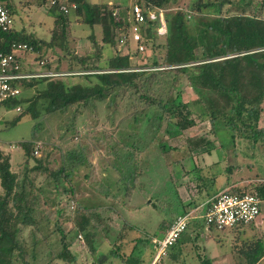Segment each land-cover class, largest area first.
<instances>
[{"label":"trees","instance_id":"obj_1","mask_svg":"<svg viewBox=\"0 0 264 264\" xmlns=\"http://www.w3.org/2000/svg\"><path fill=\"white\" fill-rule=\"evenodd\" d=\"M51 1H33L36 8L46 7L47 15L53 20L47 39H37L33 34L12 29H0V53L11 54L14 52L13 45H26L30 50L23 53L20 71L47 75L20 82L27 90L35 89L34 95L23 96L18 93L0 102V109L23 108L21 116H28L35 122L30 138L18 144L26 158L20 173L12 171L8 153L0 151V264H52L55 261L73 264L77 259L76 253L70 250L73 240L81 234L87 239V222H83V215L79 214L83 211L88 215L92 210L81 207L79 210L74 204L70 210L71 216L76 214L79 217L69 233L63 232L56 220L54 229H50L52 218L42 211L41 200H46L49 207L55 208L54 214L60 216L64 212L58 198L67 197L73 201L75 191L71 181L75 169H79L85 161L81 153L70 152L56 170L48 172L43 164L48 163L49 155L42 152L39 159L35 157L33 142L39 132L37 121L52 113H63L73 106L82 108L104 101H108L110 116L115 115L118 107L131 112L125 118L132 120L137 134L132 139L129 137L121 150L116 152L118 155L120 152L123 164L112 166L121 177L124 176L119 183L125 184H133L140 151L155 145L162 154L175 150L167 148L166 143L157 138L159 132L176 138L196 125L189 103L183 101L182 90L185 85L198 95L209 98L206 115L212 129L216 128V123H224L229 130L231 143L234 144L237 136L264 147L263 16L257 15L255 11L253 15L243 12L224 16L225 0H189L185 11L179 9V0H136L132 6L138 5L143 9L145 17L138 29V44L144 46L145 50L147 46L151 48V63L143 66L136 63L144 57L137 45L131 42L132 6L91 3L88 0ZM0 3L12 16V6L4 4L2 0ZM71 5H75V9H71ZM159 10L163 11L166 33L164 45L157 47L155 39L160 26L157 18ZM150 14L155 18L152 19ZM74 24L86 26L90 30L88 40L94 47L92 53L78 55L70 50L69 32ZM97 27L101 30L100 40L95 34ZM106 47L112 48L114 55L103 59ZM56 49L70 61L66 72H61L59 68L60 59L56 63L46 62L45 53ZM119 49L126 52L122 54ZM160 50L164 51L161 60L157 57ZM28 54H35L36 64L43 69L34 70L31 66L28 67L30 70L26 69L25 55ZM103 60L105 64L102 66ZM70 77H78L81 82L71 83L68 81ZM21 116L16 119V123ZM214 135L217 137L216 133ZM211 144L204 137L186 140L190 154ZM223 144L219 141L220 149ZM124 148L125 151L121 153ZM205 152L210 154V151ZM29 161L36 165L29 168ZM154 161L157 163L156 157ZM147 165L145 172H153V167L149 163ZM195 171L199 174L201 170L195 168ZM31 172L47 173L41 186L36 187L29 178ZM225 172L231 176L233 169L228 167ZM197 174L194 180L205 182ZM214 181L213 177L211 183L214 184ZM211 185L210 190L213 189ZM48 187L55 193L52 197L50 192L45 193ZM222 192L239 196L251 194L258 197L261 204L264 202V182L251 191L246 187L228 185L214 195L206 192L200 200L192 197L188 202H181L176 191L167 189L168 196L171 193L172 197L167 208L162 211L169 218L163 224L165 234L177 217L191 213L196 208L199 211L194 213L195 218L191 219L186 231L190 225L201 231L207 225L200 218V213L203 214ZM103 194L107 197L109 191L104 190ZM237 226L244 225L232 228ZM26 230L31 232L28 242L21 237ZM55 234L59 235L61 245L57 253L52 251L50 243ZM181 236L167 254L175 248ZM239 246L246 264H256L263 254V245L259 240ZM42 247L43 255L39 252ZM200 263L211 264L206 258H201Z\"/></svg>","mask_w":264,"mask_h":264},{"label":"rangeland","instance_id":"obj_2","mask_svg":"<svg viewBox=\"0 0 264 264\" xmlns=\"http://www.w3.org/2000/svg\"><path fill=\"white\" fill-rule=\"evenodd\" d=\"M33 1L2 0L4 4L12 6L15 29L21 23H25L27 15L31 22L36 24L37 36L47 39L46 35L53 27V20L47 15L46 7H44L45 9L37 8V10ZM88 1L91 3H116L123 6H132L136 2V0ZM25 2L27 5L29 3L30 8L24 5ZM225 2L224 16L243 12L253 15V11H255L257 15L260 14L264 17V0H225ZM188 3L189 0H179L177 5L179 9L185 11L188 9ZM22 7H26L24 12ZM89 34L90 30L86 26L74 24L69 32L70 50L78 55H83L86 52L92 53L94 47L88 40ZM95 34L100 40L102 37L100 28H96ZM164 43V35L157 33L156 46H163ZM119 50L122 54L126 52L123 49ZM150 52L151 48L147 46L145 50L143 46L141 55L144 58L136 63L143 66L150 64ZM45 54L46 62L56 63L57 59H60L61 72L68 71L70 61L64 57L63 52L56 49ZM163 54V50L157 52L159 60L162 59ZM112 55H114V50L106 47L102 58L107 59ZM35 57V54L25 55L26 69L30 70L28 68L30 66L34 70L41 68L36 64ZM76 63L73 65L75 66ZM104 64L103 60L102 66ZM75 69H78L77 66ZM68 81L78 83L81 82V79L70 77ZM20 93L23 96L34 95L35 89L27 90L21 85ZM182 97L185 103H189L196 125L185 131L181 137L176 138L159 132L157 138L165 142L167 148L175 150L162 154L160 148L155 145L150 149L145 148L146 150L140 151L137 156L139 157L138 169L133 178V184L119 183L124 176L121 177L119 172L112 168L113 165L119 167L123 164L119 156L120 152H118L119 155L116 152L121 150L122 145L126 140H129V137L132 139L134 134H137L132 120L125 118L131 112H125L123 107H118L115 115L110 116L111 109L108 106V101H104L103 103L95 102L82 108L73 106L63 113L55 112L37 121L39 132L33 142L36 149L34 155L38 159L42 152L49 155L48 163L43 164V167H47L48 172L56 170L70 152L81 153L85 160L79 169H75V176L73 175L71 181L75 191L73 201L68 200L67 197L58 198L61 203L60 207L64 208V212L60 216L54 214L55 208L49 207L46 200H41L43 213L51 217L53 221L50 229H54V220H56L57 225L65 233H69L73 229L74 223L79 217L76 214L71 216L70 210L74 204L79 207V210L81 208L92 210L88 215H85L83 211L79 212L80 216L83 215V222H87L85 230L87 239L81 234L73 240L70 250L77 256L76 262L73 264L105 263V261L97 263L98 259H105V264H151L157 253L155 241L164 237L163 224L169 220L166 216L167 213L162 212L167 208L172 197L171 193V197L168 196L167 189L176 191L181 202H188L192 197L200 200L206 192H209V195H214L228 185L246 187L251 191L264 182V147L259 143L252 144L248 140L237 138V136H235L234 144L231 143L229 130L224 123H216V128L212 129L206 115L209 99L207 96L198 95L185 85ZM14 109L12 107L0 109V151L8 153L10 156L12 171L20 173L26 163V158L18 144L30 138L35 122L28 116H21L23 108L20 111ZM20 116V120L16 123V119ZM198 137H204L212 144L190 154L186 140ZM219 141L224 143L221 149ZM124 151L125 148L121 153ZM205 151H210V154H204ZM155 157L157 163L154 161ZM147 163L153 167V172H145L148 167ZM35 165L33 161H29V168H33ZM228 167L233 169L231 176L225 172ZM195 168L201 170L198 172L199 174L196 173ZM196 174L201 179H205V182L194 180ZM46 175L47 173L31 172L29 178L36 187H39L43 184L42 181ZM213 177L215 178L214 184L211 183ZM210 185L213 187L212 190L209 189ZM104 190L109 191L107 197L103 194ZM49 192L51 197L55 195L51 187L45 191V193ZM42 203L44 204L42 205ZM151 203H154V206H151ZM261 209L264 210V203H262ZM239 227L242 226L232 229L235 230ZM204 229L196 230L190 225L189 229L182 234L175 248L157 264H201V258L218 257L219 254H227L229 258L232 254L231 241L227 237H231L229 233L231 228H226L224 233L216 228L207 227L206 229L210 233L205 232ZM30 233L26 230L21 237L28 242ZM249 238L252 239V242L261 239L260 234H254ZM51 239L52 251L59 252L61 249L59 235L55 234ZM232 243L234 248H240L241 244H237V241ZM43 251L42 247L39 252L43 255ZM45 263L39 262V264ZM52 264L66 263L55 261Z\"/></svg>","mask_w":264,"mask_h":264},{"label":"built area","instance_id":"obj_3","mask_svg":"<svg viewBox=\"0 0 264 264\" xmlns=\"http://www.w3.org/2000/svg\"><path fill=\"white\" fill-rule=\"evenodd\" d=\"M51 1V0H49ZM52 3V1H51ZM71 9H75V5H71ZM66 12V11H65ZM153 19L155 16L150 14ZM157 18L159 20L158 34L165 35L166 27L163 11L159 10ZM131 42L137 45L138 51H143V46L138 44L140 35L139 26L143 24L145 17L144 11L138 5L132 6L131 9ZM13 28V19L7 9L0 3V29L9 31ZM14 52L11 54L0 53V102L14 97L19 93L20 82L36 77L47 76L45 74L25 73L20 71L25 51L30 50L26 45H13ZM52 76V75H48ZM20 111L19 108L16 109ZM261 201L255 195L245 194L239 196L231 193H220L201 214L200 218L205 221L207 226H213L218 230L232 228L236 225H248L257 220L260 215ZM198 209L187 213L186 215L177 217L172 223L170 229L161 240H156L157 253L155 254L151 264H157L163 257L167 255V251L174 245L177 239L183 234L194 213ZM193 213V214H192Z\"/></svg>","mask_w":264,"mask_h":264},{"label":"crops","instance_id":"obj_4","mask_svg":"<svg viewBox=\"0 0 264 264\" xmlns=\"http://www.w3.org/2000/svg\"><path fill=\"white\" fill-rule=\"evenodd\" d=\"M26 3L27 2H25L24 5L29 7V3H28V5ZM43 8L44 7H41V9H43ZM21 9L24 12L26 7H24V8L22 7ZM26 22H28V23H26ZM12 30L13 31L23 32L25 34H33V35L36 36L37 39H42V38H39L37 36L38 34L35 31L36 30V24L31 22V19H29L27 17V15H26L25 23H21V25L16 27V29L13 26ZM196 209H193V211L196 210ZM263 226H264V210L260 209V215H259V217L257 218V220L255 222H253L249 226L245 225V226L239 227V228H237L235 230L234 229H230L231 232H229V233L231 234V237H227V239H230V241H231V253L232 254L229 256V258L227 257V254H219V255H217L218 257H213V258L210 257V258H206V259H208L211 264H246V262H247L246 258L240 254L239 249L234 248V246L232 245L233 244L232 242L233 241H237L238 242L237 244L241 243V245H242V244L252 240L249 237L253 236L254 234H260L261 239L259 241H261V243L263 245L262 246L263 254H262V256L259 257V260L257 261L256 264H264V229H263ZM204 228H205L204 229L205 232H209L208 229H206L207 227H204ZM225 230L226 229L220 230V232L224 233ZM207 235H209V234H207ZM218 241L220 242V240H218ZM99 261L100 262H104L105 261V263H106L105 259H100V260L98 259V261L96 260L97 263ZM105 263H102V264H105Z\"/></svg>","mask_w":264,"mask_h":264}]
</instances>
